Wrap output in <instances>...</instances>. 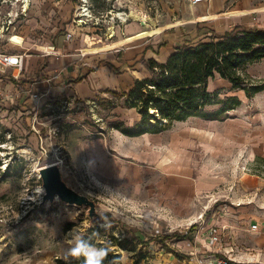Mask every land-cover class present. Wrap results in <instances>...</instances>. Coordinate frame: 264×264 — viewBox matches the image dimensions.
Returning <instances> with one entry per match:
<instances>
[{
    "label": "rangeland",
    "instance_id": "obj_1",
    "mask_svg": "<svg viewBox=\"0 0 264 264\" xmlns=\"http://www.w3.org/2000/svg\"><path fill=\"white\" fill-rule=\"evenodd\" d=\"M238 1L228 0L222 12L227 14L215 21L177 25L128 46L82 56L87 35L102 45L144 29L141 22H121L115 14L139 12L155 27H162L209 13L210 0L203 6L188 0H88L100 31L77 29L74 21L80 0H30L26 16L15 27L24 26V51L43 59L32 81L54 73V46L69 32L73 34L67 44L72 63L91 69L100 66L109 77L88 99L64 92L43 99L36 94L6 112L0 108V264H56L58 259L67 263L63 255L69 245L64 234L69 229L98 247L114 250L122 264L176 263L183 256L176 242L206 231L215 203L216 209L227 203L225 177L259 174L251 165L254 161L241 158L239 148L244 131L250 141H264V59L246 65L243 71L242 86L263 87L251 98L219 77L209 82L208 89L219 92V99L236 96L241 102L224 117L210 120L198 114L174 121L157 145L138 137L129 150L119 139L124 135L121 129L134 126L139 117L125 104L123 92L135 77L143 79L150 58L162 62L176 44H195L234 25L264 29V0H243L245 6L236 10ZM0 8H5L2 2ZM38 45L55 49L46 55ZM219 107L207 106L204 112ZM170 135L178 138L171 148L166 144ZM48 160L60 161L63 180L94 201L97 216L89 218L86 207L58 199L42 202L37 166ZM217 178L220 182L215 184ZM202 179L205 185L200 190ZM171 181L187 187H175ZM183 188H190L196 196L188 208L190 214L178 225L171 213L178 206L174 197L188 192Z\"/></svg>",
    "mask_w": 264,
    "mask_h": 264
},
{
    "label": "crops",
    "instance_id": "obj_2",
    "mask_svg": "<svg viewBox=\"0 0 264 264\" xmlns=\"http://www.w3.org/2000/svg\"><path fill=\"white\" fill-rule=\"evenodd\" d=\"M206 1L196 5L203 6ZM227 1L228 0H210V11L208 14H214L216 17L227 14L222 13L227 5ZM242 1L243 0H240L238 3H236V8H238L236 10H241L242 6H245ZM223 17L224 16H222V18ZM79 20L83 21H74L78 30L92 29L93 31H100V24L96 21V19L93 20L82 18ZM215 20L216 18L208 21ZM19 28L16 32V35L17 37L21 38L22 42L25 44L23 37L24 31L22 30L24 26L20 29ZM70 34L72 37L73 34ZM95 36L97 38L100 37V35ZM71 37L69 39L65 38L63 42H59L58 46L53 45L56 47V49L52 47V50L55 49V55H57V63L53 68L54 73L48 78H34V81L31 79H33L34 74L38 72L37 64L43 61L42 57L38 55H30L29 53L25 52V46L22 44L14 46L7 44V50L10 52H22L26 56L24 58L23 70L20 73L12 68H9L4 73L0 74V108L3 110V112H6L10 107H12L13 104L30 101L28 98L30 96L33 97L36 94L38 98L43 99L48 95H55L56 92H64L69 93V95L78 94L81 95L80 97L83 99H88L93 97L95 93L98 92L100 85L107 82L109 74L105 68H100V66L91 69L90 66H77L73 64L72 62L74 61V58H72L73 55L71 53H68L69 46L67 45ZM171 52H167L164 61H156L159 63L165 62ZM51 53L52 52L48 54ZM48 54L46 53V55ZM58 72L59 74H57ZM145 72L146 73L144 74L143 78L149 77L150 72L147 67ZM104 78H106V80H104ZM135 79L140 78L135 77ZM32 82L33 84H31ZM57 84L59 85L57 86ZM139 119L140 116L136 117L134 122L137 123ZM227 131L229 130L227 129ZM163 132L166 135V132L162 131L159 133H145L135 137L123 135L121 137L119 136V139H121V141L125 144H128V149L130 148L131 142L138 137H142V139H145L147 142H149V144L154 143L157 145L165 136L163 135ZM247 133V131L241 133V136H244V138H240L239 154L241 158H246L248 161H254L258 157L264 158V141L262 142L261 139L258 140V138L254 142L250 141L248 137L249 135ZM166 137L168 138L166 144L170 148L178 141L177 135H170ZM232 139L233 138L230 140ZM249 142L253 143L252 146H249ZM128 158L129 156H127L125 159ZM141 158L144 159V156ZM252 164L253 163H251V165ZM225 179V181L229 184L228 187H226L223 195L227 203L224 205V207L219 206L217 209V203H215V206L212 210L213 214L211 212V217L208 220L207 228L212 225H215L219 228H225V232L230 236V241L226 244L224 250H229L231 252L230 256L235 259L250 260L252 259L251 253H253L255 250L264 251V179L258 174L254 175L248 173L232 175L225 177ZM173 182L174 181H171L170 184L174 185L175 187H187V184L177 186L176 183ZM219 182L220 180L217 178L214 183L217 184ZM199 183H202L199 188L201 190L203 189L205 182L202 179ZM183 189L187 190L188 192H182L180 196L177 195L174 197L178 206L176 211L172 210L173 212L171 213L172 215L174 214L173 216H176V220L179 222L178 225H181V223L185 222L186 216L190 214L188 208L191 206L193 199L196 196V193L192 192L190 188ZM195 189H198V187L196 186ZM215 197H217V194ZM215 197L213 196L214 199H216ZM201 202L202 201H200V203ZM210 203L211 201L209 202V205ZM198 213L199 211H197L195 214ZM252 226H256V229L252 230ZM176 245H178V249L183 254V256H178L180 258L179 261L176 260V263L172 262L171 264H194V262H198V259L202 256L200 254H205L207 252L206 250L209 249L207 247L205 230L199 232L198 234H193L191 240L185 239L180 242H176ZM167 255L171 254L167 253ZM166 259L170 260L171 258Z\"/></svg>",
    "mask_w": 264,
    "mask_h": 264
},
{
    "label": "trees",
    "instance_id": "obj_3",
    "mask_svg": "<svg viewBox=\"0 0 264 264\" xmlns=\"http://www.w3.org/2000/svg\"><path fill=\"white\" fill-rule=\"evenodd\" d=\"M261 59H264V29L234 25L222 34H211L205 41L176 44L165 62L150 58L149 77L135 79L123 92L125 104L135 109L140 119L120 132L135 137L165 131L174 121L198 114L210 120L224 117L241 102L236 96L219 99V92L208 89L209 82L219 77L251 98L263 87L242 86L243 71L246 65ZM218 104L215 112H204L207 106ZM252 165L264 172V158H256ZM106 248L104 264H122L119 254ZM56 264L67 263L58 259ZM71 264H83V257L71 260Z\"/></svg>",
    "mask_w": 264,
    "mask_h": 264
},
{
    "label": "built area",
    "instance_id": "obj_4",
    "mask_svg": "<svg viewBox=\"0 0 264 264\" xmlns=\"http://www.w3.org/2000/svg\"><path fill=\"white\" fill-rule=\"evenodd\" d=\"M30 0H0L5 5L4 10L0 8V74L4 73L7 69L12 68L18 73L23 70L24 65V53L10 52L7 50V44L18 45L12 42V38L17 36V29L15 25L19 22L18 20L26 16L27 9L24 8L25 2ZM191 5H196L206 0H188ZM78 21L82 18L92 19L91 10L89 8L88 0H80L77 12ZM18 21V22H17ZM21 21V20H20ZM71 34H66V39H69ZM7 139L10 135L7 134ZM3 146V145H0ZM41 163V162H39ZM60 161L56 160L53 164L59 165ZM41 167V166H40ZM37 166V172L40 168ZM258 171V170H257ZM258 175H264V172L258 171ZM43 194V189H42ZM213 214V211H212ZM202 216H200L201 218ZM256 226H252V230H255ZM225 228H219L212 225L207 228L206 240L207 249L206 253L202 255L197 264H264V251L255 250L250 260H238L230 256V251H225L226 244L230 241V236L225 232Z\"/></svg>",
    "mask_w": 264,
    "mask_h": 264
},
{
    "label": "bare ground",
    "instance_id": "obj_5",
    "mask_svg": "<svg viewBox=\"0 0 264 264\" xmlns=\"http://www.w3.org/2000/svg\"><path fill=\"white\" fill-rule=\"evenodd\" d=\"M24 8L25 9L28 8V1L25 2ZM255 11L258 12L259 10H255ZM114 16L116 18H118L121 22H126L127 20L139 21L142 24H144V29L137 31V32L123 38L120 41H116V42L109 43V44H102V45H97L96 42H94L91 38H89L87 36L85 39L86 47L84 48L83 52L81 53L82 56L99 55V54L113 50L114 48H117L120 46H128V45H131L133 43L140 42L146 38L158 36L163 30L175 27L177 25L190 23V22L208 21V20H212V19L216 18V15H214V14L205 13V14H201L199 16L194 17V19H192V20L183 21V22L178 21L175 23L167 24V25L162 26V27H155L152 20L147 15L141 14L139 12L132 11L129 14L118 13V14H115ZM11 40H12V42L17 43L18 45H20V44L24 45V43L22 42V39L17 37V36L13 37ZM37 48H38V50H40L44 53H47V54L52 51V47H45V46L38 45ZM50 163L52 164L54 162L51 160L50 161L48 160V161H45L43 163H39L38 166L40 167V166L48 165Z\"/></svg>",
    "mask_w": 264,
    "mask_h": 264
},
{
    "label": "water",
    "instance_id": "obj_6",
    "mask_svg": "<svg viewBox=\"0 0 264 264\" xmlns=\"http://www.w3.org/2000/svg\"><path fill=\"white\" fill-rule=\"evenodd\" d=\"M38 175L42 182V202H53L55 199L61 202L88 209L89 218L97 216L94 201L89 197L70 188L62 178L60 167L57 164H48L38 169Z\"/></svg>",
    "mask_w": 264,
    "mask_h": 264
},
{
    "label": "clouds",
    "instance_id": "obj_7",
    "mask_svg": "<svg viewBox=\"0 0 264 264\" xmlns=\"http://www.w3.org/2000/svg\"><path fill=\"white\" fill-rule=\"evenodd\" d=\"M42 192V189H41ZM107 227V225H102ZM69 247L65 250L63 259L67 264H71L72 259L83 257V264H104L105 257L108 254L106 247H98L89 243L73 229H69L64 234Z\"/></svg>",
    "mask_w": 264,
    "mask_h": 264
}]
</instances>
